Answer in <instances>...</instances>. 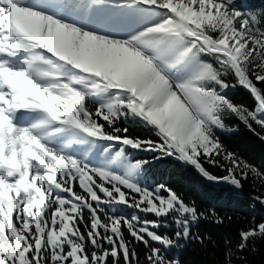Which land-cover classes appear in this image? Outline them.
I'll list each match as a JSON object with an SVG mask.
<instances>
[{"label":"snow or ice","instance_id":"1","mask_svg":"<svg viewBox=\"0 0 264 264\" xmlns=\"http://www.w3.org/2000/svg\"><path fill=\"white\" fill-rule=\"evenodd\" d=\"M236 88L251 107L226 95ZM128 120L150 135H129ZM239 125L264 141V8L0 0V264H141V245L144 264H181L169 250L204 244L192 225L233 217L142 173L172 158L213 183L247 182L264 206V171L216 135ZM237 234L224 264L256 251L264 220Z\"/></svg>","mask_w":264,"mask_h":264},{"label":"trees","instance_id":"2","mask_svg":"<svg viewBox=\"0 0 264 264\" xmlns=\"http://www.w3.org/2000/svg\"><path fill=\"white\" fill-rule=\"evenodd\" d=\"M256 2L264 4V0ZM226 95L236 103L252 106L251 97L242 88L229 89ZM227 123L233 126L237 122L229 121ZM121 126L128 127L131 136L145 138L150 135L149 130L138 120H128L127 123L122 121ZM216 135L229 150L264 171V141L253 135L243 125H239L233 131H216ZM128 151L129 155L136 159H151L148 153L134 152L131 149ZM205 167L214 175H223L210 165H205ZM143 178L149 184L153 182L168 184L175 191L181 193L186 202L194 200L199 210L214 208L221 215L233 217L231 222L225 219L223 224H216L210 218L200 220L199 223L192 225L194 233L205 237L204 244L192 242L183 248L171 249L172 254H176L181 264H224V239L226 237L230 239L234 246L239 242L238 229L245 227L248 221L253 218L257 223L264 220V206L251 199L254 193L247 182L244 183L242 190H237L224 183L218 185L206 180L191 167H186L172 158L156 160L147 165ZM128 212L130 213L131 210ZM152 218L148 217V219ZM160 231H169L170 234V230L161 229ZM249 245L251 247V241ZM255 246V252L245 250L241 255L246 259H233L232 264H264V240H257ZM138 251L141 254V264H144L142 245Z\"/></svg>","mask_w":264,"mask_h":264},{"label":"rangeland","instance_id":"3","mask_svg":"<svg viewBox=\"0 0 264 264\" xmlns=\"http://www.w3.org/2000/svg\"><path fill=\"white\" fill-rule=\"evenodd\" d=\"M256 1L257 0H236V3L239 4L241 7H247V8H251V9L264 8V4L258 3ZM217 131L227 132V131H221V130H217ZM142 179H143V176H142Z\"/></svg>","mask_w":264,"mask_h":264},{"label":"water","instance_id":"4","mask_svg":"<svg viewBox=\"0 0 264 264\" xmlns=\"http://www.w3.org/2000/svg\"><path fill=\"white\" fill-rule=\"evenodd\" d=\"M215 184H218L219 185V183H215Z\"/></svg>","mask_w":264,"mask_h":264}]
</instances>
